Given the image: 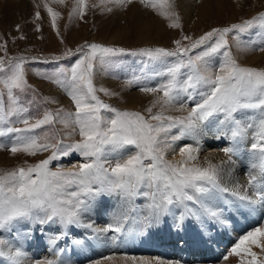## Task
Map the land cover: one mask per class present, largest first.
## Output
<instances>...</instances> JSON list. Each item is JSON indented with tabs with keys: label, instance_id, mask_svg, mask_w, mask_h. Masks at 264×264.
<instances>
[{
	"label": "snow or ice",
	"instance_id": "obj_1",
	"mask_svg": "<svg viewBox=\"0 0 264 264\" xmlns=\"http://www.w3.org/2000/svg\"><path fill=\"white\" fill-rule=\"evenodd\" d=\"M52 2L65 4L66 0ZM139 2L167 19L170 28L182 29L176 0ZM131 3L133 0H99L98 3L73 0L69 16L83 19L90 7L103 5L101 10L110 12L112 8L107 7L108 4L125 7ZM43 4L52 26L57 27L61 13L50 6L49 0H43ZM35 16L40 18L38 10ZM253 28L264 30V11L241 23L212 28L196 38L182 35L174 41V49L142 48L133 52L150 60L173 58L164 71L145 77L143 82L135 77L127 81L128 86L136 83L142 93L152 97L143 111L120 109L105 102L98 93L113 96L118 93L98 87L94 82L97 66L103 67L111 57L126 49L99 43L80 46L77 49L80 57L70 68L61 69L55 81L71 98L75 110L45 108L40 116L31 115L30 108L21 104L16 95L17 91L31 88L25 73L28 58L15 56L6 60L5 56H0V85H3L0 138L13 134L7 145L12 155L34 157L50 153L35 163L25 160L14 168L0 169V230L23 221L59 224L64 229L71 225L92 228L91 224L82 223V217L90 210L92 202L105 194L115 195L127 204L136 197H145L153 218L170 213L173 207H182L177 217L178 226L187 217L199 220L203 216L223 223L222 209L210 203L216 195L229 194L244 207H264V68L242 65L233 55L228 40L229 34L235 33L238 48L257 50L255 41L242 46L239 39L240 34ZM0 48L7 53L6 45ZM193 50L198 51L193 54ZM258 50L264 52V40L259 42ZM217 56L219 61L214 63ZM155 77L161 82L151 86L147 81ZM4 90L8 96L7 106L3 100ZM44 99L56 103L54 99ZM189 103L193 104L191 108ZM245 111L253 112L247 122L236 118L237 113ZM173 112L181 114H170ZM213 118L218 126L216 139L227 137L239 142L247 140L251 133L252 163L246 184L236 182L229 187L224 183L225 175L231 178L226 166L235 163L232 159L237 153L235 147L220 149L226 160L214 163L210 156H205L200 161L201 129ZM57 124L68 130L63 135L80 138L65 142ZM185 138L193 143H186L177 151L178 142ZM5 147V143L0 142V149ZM73 153H78L83 162L70 168L50 167L53 161ZM249 189L253 190L251 195ZM224 202L231 203L226 197ZM133 210L124 209L114 215L113 222L106 228L93 230L122 233ZM148 219L144 217L145 222ZM66 235V231H61L51 239V244L54 246ZM64 251L59 248L52 258L32 259L12 241L0 237V258L7 264H70L62 258ZM229 256L239 258L238 264H264V223L239 235L224 259ZM117 258L123 264H180L116 251L92 264H115Z\"/></svg>",
	"mask_w": 264,
	"mask_h": 264
},
{
	"label": "rangeland",
	"instance_id": "obj_2",
	"mask_svg": "<svg viewBox=\"0 0 264 264\" xmlns=\"http://www.w3.org/2000/svg\"><path fill=\"white\" fill-rule=\"evenodd\" d=\"M90 2L98 3L99 0H90ZM216 2H220L221 5H217ZM49 3L54 10L61 13V17L57 20V27L52 26L51 17L44 7L43 0H0V45H6L7 48V53H5L3 48H0V56H5L6 60L15 56L28 58L25 63V73L31 88H27L23 92L17 91L16 95L21 104L30 108V114L33 116L42 115L45 108L56 110L62 107L68 111L75 110L71 98L55 81L61 69L70 68L80 57L81 53L77 49L86 43H99L105 46L126 49L125 52L117 53L111 57L109 62L103 67L97 66L94 82L98 87L103 86L111 92L118 93L115 96L98 93L105 102L120 109L143 111L148 106L152 97L142 93L140 85L136 83L128 86L127 81L135 77L143 82L145 77H151L154 73L164 71L173 58H168L167 61L150 60L146 56L133 54V52L142 48L161 47L174 49V41L180 39L182 35L196 38L210 31L212 28L241 23L243 20L250 19L259 12L264 11V0H176V10L181 17L182 29H173L168 26L169 21L167 19L153 9L145 7L139 0H133V3L125 7L108 4L107 7L112 8L110 12L102 11L101 7L103 5L97 8L90 7L83 19H79L78 17L70 18L69 13L73 7V0H66L65 4L53 3L52 0H49ZM186 4H189L188 8H186ZM200 6L205 8L202 16L198 13ZM190 8H193V11L190 14L186 13V10ZM37 10L40 12L39 19L35 16ZM142 18H153L157 22L160 20L161 29L157 30L151 27L144 28L142 31V29L138 28L139 20ZM17 25H19V29H17ZM234 37L235 33H230L228 40L232 47L233 55L236 56L238 61L245 66L264 68V52L258 50L259 42L264 40V30L253 28L240 34L239 39L242 42V46L244 44H251L253 41L256 42L254 47L257 50L253 51H243L242 47L238 48ZM184 43L187 44L188 42L185 41ZM196 51L198 50H193V54ZM33 57L36 59H32ZM218 61V56L213 59L214 63H218ZM147 82L151 86H155L161 80L159 77H155ZM2 88L3 85H0V89ZM137 95H141V99L136 101V105L125 103L129 99L136 100ZM45 97L54 99L56 103H51V100L45 101ZM3 100L5 106H7L8 96L6 90H4ZM29 102L31 103L29 104ZM192 106L193 104L189 103L188 107L191 108ZM170 114L180 115L181 113L173 112ZM252 115V111H245L237 113L236 118L247 122V117ZM15 126L22 127L20 124H16ZM56 128L61 131V136L65 142H71L80 138L79 136L67 137L63 135L68 130L64 129L60 124H57ZM176 131L174 129L173 133L175 134ZM12 135L9 134L6 137L0 138V142L6 145L4 149H0V169L14 168L23 164L25 160L29 163H35L50 154L40 153L34 157L24 154L12 155L7 150V145H9ZM251 142V133L249 132V138L244 141L243 145H236L233 141L229 144L241 151L240 156L243 152H246L242 155L246 157L247 154L249 160L243 162L242 165L239 162L240 156L236 157L239 160L232 157L235 163L226 166L231 171V178L225 175V184L227 179L228 183L234 180H238L240 184H243L245 180L247 182L249 166L252 163L251 153L249 152ZM187 143H193V141ZM81 162H83L82 157L78 153H73L68 157L61 158L59 161H53L50 167L53 169L61 166L70 168L74 164ZM230 185L227 186L231 187ZM217 196L214 198H217ZM147 203L148 200L145 197H136L131 204H127L115 195L110 196L105 194L98 197L91 205H96L100 209H107L112 212L117 211L118 208H122L123 210L131 208L134 210L129 212V216L136 220L141 219V214L146 213ZM178 211V207H173L171 213ZM257 213L258 217L249 222H244V218H240V221L243 220L241 223L237 219H228L227 227L230 226L233 237L225 246L220 245V241L219 243H213L214 248L219 249L214 254L216 262L223 261L222 263L238 264V262L234 261L235 256H229L227 260L224 257L228 254L239 235L258 226L260 223H264L263 207L258 206ZM238 215L241 216L240 211H237ZM20 229L18 228L17 230ZM7 230H0V237L8 239ZM42 233L44 234V231H41ZM221 233L223 234L224 231H221ZM33 236H36V234L33 233ZM43 237L45 238V235ZM224 237L225 235H222V238ZM30 239L36 238H32L31 235ZM32 245L34 244L27 245V247L30 248ZM131 249L127 252L128 255L146 256L149 253L154 256L158 253L152 250L144 252L140 248L134 247H131ZM31 252L30 248V254L32 255L34 252ZM44 252L45 247H41L35 255L37 259L40 257L44 258ZM106 255L109 254L100 255L99 257H96L94 254L89 255L82 258L79 263L90 264ZM190 257L193 259V257H198V255L191 254Z\"/></svg>",
	"mask_w": 264,
	"mask_h": 264
},
{
	"label": "bare ground",
	"instance_id": "obj_3",
	"mask_svg": "<svg viewBox=\"0 0 264 264\" xmlns=\"http://www.w3.org/2000/svg\"><path fill=\"white\" fill-rule=\"evenodd\" d=\"M216 4L219 6L221 5L220 2H216ZM188 7L189 4H186V8ZM194 9L197 10L196 8ZM204 9L205 8L203 6L199 7L198 13L200 16H202ZM192 11L193 8H190L186 10V13L190 14ZM159 22L161 21L159 20ZM159 22L155 21L153 18H142L139 20L138 28L142 29V31L144 28L151 27L160 30L162 26ZM136 98V100L129 99V101L125 103L128 105H136V101L141 99V95H137ZM217 127L216 119L213 118L206 122L201 129V162L205 156H210L215 162H219L221 159H225L226 157L220 149L228 147V145L232 143V140L227 137L216 139ZM190 141H192L190 138H185L184 140L179 141L177 144V151L179 147H182L185 144V142L187 143ZM244 141L233 143L240 146L243 145ZM240 152V150H237V153L233 156V158H238L240 156ZM242 154L239 162L243 165V162H246V160L248 161L249 157L247 158V154L246 157ZM169 158L172 157L169 156ZM176 158L179 159V156L177 155ZM225 178L226 177L224 176V179ZM245 181L243 184L247 183ZM236 182L239 181H231L230 185V183H228V179L226 180V184L230 186ZM248 191L250 195L253 193L252 189H249ZM225 197L231 201V203L226 204L224 202ZM210 203L213 207L222 209V216L220 219L224 221L223 223L213 219H210L209 221L207 217L202 216L199 220L194 217H187L183 223L178 226L177 217H179L181 212L179 214L170 212L159 216L158 218H153L149 215V209L147 208L146 213L141 214V219H136L134 217L136 219L134 220L129 216V219L124 225V232L122 233H116L114 231L95 232L93 229L106 228L108 224L113 222L114 215L121 212L123 209L118 208L117 211L112 212L107 209H100L96 205H91L90 210L82 217V223L91 224L93 226L92 228L80 225H71L67 229H64L61 225L53 223L41 226L31 222H20L8 229V232L6 233L8 240L12 241L15 246L22 248V250L32 259L36 257L35 255L41 247H45L43 255L44 258L45 256L52 258L56 250L59 248L65 249L64 253H62V258L70 261V264H81L79 262L82 258L93 254L96 255V257L104 254L110 255L112 251H116L118 254H127L129 249L134 247L140 248L144 252H147V250L158 252L154 256L148 253L146 257H159L164 261H179L180 264H229L228 262L222 263L223 261L216 262L215 260L214 254H216L219 249L214 248L213 243H219L221 240L213 235V229L210 228V223L214 224L215 229L220 235L222 234L221 231H224L225 237L222 238L223 233L221 235V239L225 241L232 233L230 226L227 227L228 219H237L240 223L243 221H240V218H244V222L255 220L258 217L257 207L259 205L244 207L240 201L236 200L235 197L225 194L222 196L218 195L217 198H213ZM136 206L138 207V205ZM178 210L183 211V208L180 207ZM237 211H240L241 216H237ZM143 215L144 217L149 218L147 222H145ZM18 228L21 229L17 230ZM41 231H44V234H41ZM61 231H66L67 235L57 240L56 244L53 246L51 244V239L54 236L59 235ZM33 233H35L36 236H33ZM31 235L32 238L36 239H30ZM43 235H45V238ZM179 236H182V238L179 239ZM77 239H80L82 243H74ZM32 243L34 245L30 246V248L34 253L31 252V255L30 248H28L27 245H31ZM114 244H117V247L115 246L116 248H114ZM191 254L198 255V257H193V259H191ZM129 256L133 255L129 254ZM41 258L43 257H40L39 259ZM35 259H37V257ZM238 259L239 258L236 257L234 261L238 262ZM0 264H7V261L0 258ZM115 264H123V262L117 258Z\"/></svg>",
	"mask_w": 264,
	"mask_h": 264
}]
</instances>
